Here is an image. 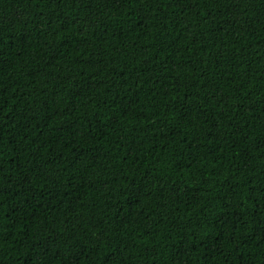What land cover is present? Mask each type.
Here are the masks:
<instances>
[{
    "label": "trees",
    "instance_id": "obj_1",
    "mask_svg": "<svg viewBox=\"0 0 264 264\" xmlns=\"http://www.w3.org/2000/svg\"><path fill=\"white\" fill-rule=\"evenodd\" d=\"M0 264H264V0H0Z\"/></svg>",
    "mask_w": 264,
    "mask_h": 264
}]
</instances>
